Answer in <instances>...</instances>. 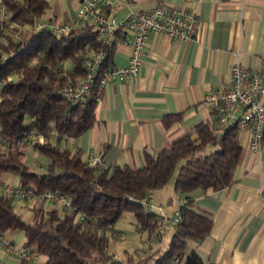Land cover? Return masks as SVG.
Returning <instances> with one entry per match:
<instances>
[{
    "label": "trees",
    "instance_id": "obj_1",
    "mask_svg": "<svg viewBox=\"0 0 264 264\" xmlns=\"http://www.w3.org/2000/svg\"><path fill=\"white\" fill-rule=\"evenodd\" d=\"M0 4L7 13L6 19L0 17V174H15L17 184L34 191L50 189L65 195L72 205L71 211L59 212L51 203L44 209L31 199L32 218L26 221L14 209L15 197L0 190V230H22V245L35 246L44 257L42 264H170L175 256L183 264H221L204 260L185 245L187 238L205 236L211 226L210 214L198 210L187 196L177 206L179 219L163 248L143 254L124 250L121 257L115 256L107 251L105 232L130 211L139 231L155 235L157 212L133 197L161 188L171 176L172 189L180 193L229 185L241 151L240 127L229 123L216 131L209 122L198 120L155 153L143 151L140 165L114 163L103 169L87 165L79 148L70 150L60 140L77 136L92 124L96 79L78 101L65 98L60 89L84 76L83 58L92 51H103L97 71L112 66L118 31L111 42L102 43L90 22L62 33L46 25L32 29L46 0ZM23 29L27 31L19 37ZM180 117L181 112L166 113L161 121L168 126ZM31 130L37 135L26 137ZM26 145L48 158L44 170L24 162Z\"/></svg>",
    "mask_w": 264,
    "mask_h": 264
},
{
    "label": "crops",
    "instance_id": "obj_2",
    "mask_svg": "<svg viewBox=\"0 0 264 264\" xmlns=\"http://www.w3.org/2000/svg\"><path fill=\"white\" fill-rule=\"evenodd\" d=\"M46 1L37 20L73 19L78 0ZM157 3L191 8L197 17L195 34L182 40L160 31L148 32L138 73L105 82L92 124L77 136L61 137V145L70 150L79 148L83 158L98 155L107 165H140L143 151L155 153L198 120L209 122L218 131L213 104L202 101L204 92L227 84L229 66L235 59L250 69H264V0H119L108 10L119 17L128 8L143 9ZM129 52V45L116 39L113 65L126 63ZM260 101L264 102V94ZM174 112H181V117L164 126L161 117ZM246 142L247 132L240 128L241 151L229 185L215 190L174 191L175 203L171 195L164 197V189L151 191V202L162 208L166 203L170 213L179 199L187 196L198 210L210 214L208 233L185 240V245L204 260L264 264V128L256 151L248 149ZM24 162L44 170L48 158L26 145ZM6 183H17L16 175L2 172L0 190ZM1 235L15 247H23L22 230L5 229ZM161 236L153 235L157 241ZM43 261L38 252L34 259L20 260L0 245V264Z\"/></svg>",
    "mask_w": 264,
    "mask_h": 264
},
{
    "label": "built area",
    "instance_id": "obj_3",
    "mask_svg": "<svg viewBox=\"0 0 264 264\" xmlns=\"http://www.w3.org/2000/svg\"><path fill=\"white\" fill-rule=\"evenodd\" d=\"M119 0H78L71 21L45 19L36 20L31 28L46 25L54 33H62L76 25L86 22L93 24L97 36L102 43L111 42L118 31L120 41L130 47L127 61L121 65H112L97 71L103 51L98 49L83 58L84 76L76 83H67L60 89V94L70 101L83 99L89 92L92 82L96 79L95 99H99L105 82L111 79L132 77L139 71L141 54L149 31H160L170 37L190 39L195 34L197 17L194 11L183 4H154L143 9L128 8L122 16L109 12V5ZM0 17L6 19L7 13L0 4ZM264 94V69H250L235 59L229 66L228 82L222 88H209L203 96V102H210L215 109V122L218 131L229 123H236L247 132L246 146L256 151L262 143L264 128V102L260 97ZM37 134L29 131L26 137ZM3 145V144H2ZM86 164L98 169L106 167V162L98 155H87ZM4 193L23 199H34L38 204L47 201L55 205L59 212L71 211L72 205L65 195L57 194L50 189L34 191L31 187H23L17 183H6L2 186ZM144 207L151 208V191L142 196L133 197ZM183 197L179 199V203ZM157 208L158 224L156 234L160 235L166 227H174L179 219V211L175 208L170 214L165 213L160 204ZM83 214L78 213L81 218ZM0 245L20 260H31L36 257L35 246L15 247L11 241L5 240L0 230ZM117 256L116 252H111ZM170 264H183L177 257Z\"/></svg>",
    "mask_w": 264,
    "mask_h": 264
},
{
    "label": "rangeland",
    "instance_id": "obj_4",
    "mask_svg": "<svg viewBox=\"0 0 264 264\" xmlns=\"http://www.w3.org/2000/svg\"><path fill=\"white\" fill-rule=\"evenodd\" d=\"M28 25H24L23 28H27ZM27 30L23 29L21 33H19V37L24 35ZM66 65H69V62H66ZM210 147H207L208 149ZM172 177L171 176L167 182L161 187L164 189V197L167 195H171L173 203H175V193L172 189ZM12 203L14 209L20 214L21 218L29 221L32 218V208H31V199H23L20 197H15L12 199ZM42 207L44 209L51 206L47 201H44ZM163 210L165 213L170 214L169 205L166 207V203L164 204ZM163 206V205H162ZM151 209L158 211L156 206H152ZM167 210V211H166ZM170 227H166L165 231L162 233L160 241L154 239L153 235L147 237L146 231H139L138 225L135 221L133 214L130 211H124L114 222L112 230H106V235L108 238L107 242V251L108 252H116L117 256L121 257L123 255L124 250L131 253H139L143 254L149 250H152L155 247L163 248L167 241L169 234L171 232Z\"/></svg>",
    "mask_w": 264,
    "mask_h": 264
}]
</instances>
